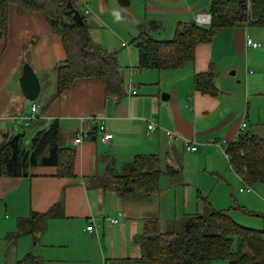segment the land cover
<instances>
[{
  "label": "crops",
  "instance_id": "0c3cea01",
  "mask_svg": "<svg viewBox=\"0 0 264 264\" xmlns=\"http://www.w3.org/2000/svg\"><path fill=\"white\" fill-rule=\"evenodd\" d=\"M78 7L91 40L115 54L125 96H107L97 79L78 80L57 94L56 68L65 60L61 37L40 14L20 15L9 6L8 31L0 45V145L20 135L28 146L55 122L59 144L75 154L72 177L42 166L24 177H0V264H17L27 254L42 264H143L134 239L147 219H157L161 232H171L195 214L250 213L236 202L232 208L230 186L245 182L225 154L241 134L264 141V27L223 28L198 45L193 61L182 68L140 69L134 42L140 34L171 41L179 26L209 14L210 0H128L126 6L118 0H79ZM150 22L156 26L150 29ZM246 36L262 46L248 48ZM25 65L40 83L35 102L20 87ZM210 71L216 95L194 88V78ZM32 103L40 106L37 119L18 123ZM101 131L112 139L101 142ZM79 132L86 137L76 145ZM185 141L197 150L186 151ZM137 156L157 159L158 189L123 195L114 176ZM61 203L54 211L59 216L41 217ZM91 218L97 236L86 231Z\"/></svg>",
  "mask_w": 264,
  "mask_h": 264
},
{
  "label": "trees",
  "instance_id": "16d2710c",
  "mask_svg": "<svg viewBox=\"0 0 264 264\" xmlns=\"http://www.w3.org/2000/svg\"><path fill=\"white\" fill-rule=\"evenodd\" d=\"M79 0H0V45L8 31V8L17 7L20 15L40 14L52 32L61 37L65 60L56 68V92L61 94L81 79H97L107 96L122 99L124 81L115 54L96 45L90 38ZM128 5V0H118ZM211 23L206 26H179L171 41H156L144 32L134 41L139 52L140 69L182 68L193 61L198 45L209 42L223 28L264 27V0H210ZM156 23L150 22L154 28ZM215 74L209 72L194 78V88L203 94L216 95ZM60 130L53 122L35 134L26 146L20 135L0 145V177H24L30 168L55 167L59 177H72L74 150L59 144ZM232 169L249 186L264 185V141L251 134H241L231 143ZM157 159L137 156L114 176L121 194H150L158 189L161 172ZM41 217H57L55 210ZM244 212V211H243ZM244 214H249L244 212ZM254 216V215H252ZM264 220V215L262 216ZM182 231L161 232L157 219L144 222L142 235L134 241L140 249L143 264H211L235 261L236 264H264V230L244 228L234 222L227 211L185 218ZM236 243V245H235ZM17 264H42L27 254Z\"/></svg>",
  "mask_w": 264,
  "mask_h": 264
},
{
  "label": "rangeland",
  "instance_id": "374dc122",
  "mask_svg": "<svg viewBox=\"0 0 264 264\" xmlns=\"http://www.w3.org/2000/svg\"><path fill=\"white\" fill-rule=\"evenodd\" d=\"M132 44L131 40H128ZM132 46V45H131ZM187 174L183 173V178ZM231 189L229 192L231 194L232 200V208H237V205L243 211H250L249 214H243L238 209L237 210H230L228 215L231 219L236 222L238 225L252 230H264V220L262 216L264 215V185H255V186H247L242 183H238L236 185L231 184ZM252 189V193H240V189ZM239 201V202H238ZM237 203V205L235 204ZM245 205V207L242 206ZM180 210V207L178 206ZM254 215V216H252ZM183 227V225H182ZM182 227L171 228L170 231H182ZM162 231H167L166 227H163ZM236 245V243H235ZM211 264H229L226 261H216L212 262Z\"/></svg>",
  "mask_w": 264,
  "mask_h": 264
},
{
  "label": "built area",
  "instance_id": "2783aa9c",
  "mask_svg": "<svg viewBox=\"0 0 264 264\" xmlns=\"http://www.w3.org/2000/svg\"><path fill=\"white\" fill-rule=\"evenodd\" d=\"M194 21L198 25L206 26V25H209L211 23V16H210V14H198L195 16ZM246 45L248 48H253V49H258L262 46L260 43L254 42L251 38H249L247 36H246ZM132 94L135 95L136 92L133 91ZM39 109H40V106L38 104L32 103V105L30 106V111L28 112V114L23 115L21 118L18 119L17 122L21 123L22 121H25V122H27V124H29V123L35 121L37 119V114H38ZM244 126L245 125H242V129L244 128ZM148 130L150 132H152L154 130V126L152 123H150L148 125ZM100 134H101V136L99 137V140L103 143H107L109 140L112 139V135L107 133V132L101 131ZM167 135L170 138H174V139L180 138L179 135H177L176 133H173V132H167ZM85 137H86L85 133L79 132L78 134H76V137L74 139V143L76 145L83 143ZM184 147H185L186 151H188V152H195L197 150L196 145L190 141H185ZM225 158L227 160H229V158H230L229 154L226 153ZM240 192L252 193L253 191H252V189L247 188L245 190L240 189ZM106 220L112 224H116L118 222L117 219L110 218V217L106 218ZM96 227H97V225L95 224V219L91 218L89 220L88 226L86 227V231L88 233L94 235V236H97Z\"/></svg>",
  "mask_w": 264,
  "mask_h": 264
},
{
  "label": "water",
  "instance_id": "95a60500",
  "mask_svg": "<svg viewBox=\"0 0 264 264\" xmlns=\"http://www.w3.org/2000/svg\"><path fill=\"white\" fill-rule=\"evenodd\" d=\"M192 25H196V22H192ZM20 87L23 95L30 102H35L40 94V83L37 76L34 74L30 66L25 65L23 68V74L19 80ZM229 264H236L235 261L229 262Z\"/></svg>",
  "mask_w": 264,
  "mask_h": 264
}]
</instances>
